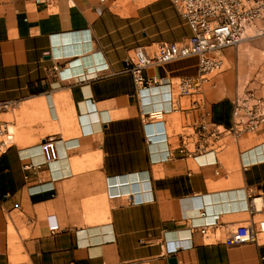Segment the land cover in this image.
<instances>
[{"label":"crops","instance_id":"obj_1","mask_svg":"<svg viewBox=\"0 0 264 264\" xmlns=\"http://www.w3.org/2000/svg\"><path fill=\"white\" fill-rule=\"evenodd\" d=\"M261 23L180 95L196 57L147 67L158 82L142 90L124 63L191 36L171 0H0V101L14 103L0 112L13 133L0 156V264H264V130L230 131L236 98L264 99ZM200 117L220 134L180 154ZM49 136L57 157L44 163ZM248 224L254 241L224 243Z\"/></svg>","mask_w":264,"mask_h":264},{"label":"built area","instance_id":"obj_2","mask_svg":"<svg viewBox=\"0 0 264 264\" xmlns=\"http://www.w3.org/2000/svg\"><path fill=\"white\" fill-rule=\"evenodd\" d=\"M40 3L44 0H32ZM181 17L191 28L192 34L183 41H163L157 44L152 53L142 47L135 48L133 54L124 61L126 70L134 78L139 89L157 83L155 76L146 78L144 69L152 65H163L187 57L197 58V75L181 77L175 83L180 95H191L199 92L204 82L211 81L223 70L222 59L218 55L223 49L238 45L248 26L262 21L257 35L264 39V0H171ZM12 101H0V112L11 109ZM192 134L183 137L179 147L180 154L191 155L203 150L220 134V129L204 117L194 121ZM264 130V99L248 93L234 101V122L230 131L240 134ZM194 137V138H193ZM193 138V139H192ZM13 143V133L0 121V156ZM191 144V148L189 145ZM44 163L57 157L55 139L49 136L41 141ZM42 164H25L23 168L41 169ZM25 178L28 175L25 174ZM208 224L199 225L204 237L209 236ZM255 229L251 224L239 225L232 229L224 243L227 245L242 244L255 240Z\"/></svg>","mask_w":264,"mask_h":264},{"label":"water","instance_id":"obj_3","mask_svg":"<svg viewBox=\"0 0 264 264\" xmlns=\"http://www.w3.org/2000/svg\"><path fill=\"white\" fill-rule=\"evenodd\" d=\"M170 261H171V262H174V261H175V258H174V257H173V258H171V259H170Z\"/></svg>","mask_w":264,"mask_h":264}]
</instances>
